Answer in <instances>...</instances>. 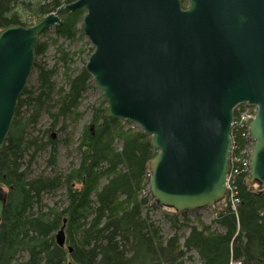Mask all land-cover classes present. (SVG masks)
Instances as JSON below:
<instances>
[{
	"label": "water",
	"instance_id": "1",
	"mask_svg": "<svg viewBox=\"0 0 264 264\" xmlns=\"http://www.w3.org/2000/svg\"><path fill=\"white\" fill-rule=\"evenodd\" d=\"M76 0L33 26L0 30V150L35 61L37 39L62 11H85L86 72L106 114L137 124L156 151L149 196L176 213L226 198L234 107L256 106L246 178L264 190V0ZM6 194L0 187V222ZM65 220L63 221V224ZM65 224L54 241L65 247ZM71 251V247L68 246ZM72 264V262H67Z\"/></svg>",
	"mask_w": 264,
	"mask_h": 264
},
{
	"label": "trees",
	"instance_id": "2",
	"mask_svg": "<svg viewBox=\"0 0 264 264\" xmlns=\"http://www.w3.org/2000/svg\"><path fill=\"white\" fill-rule=\"evenodd\" d=\"M75 1L0 0V30L13 25L33 26L61 5ZM84 14L83 10L62 11V24L54 31L65 40L82 38ZM47 29L38 36L34 49L32 70L37 74L38 86L35 91L26 86L18 96L14 120L0 150V184L9 189L0 222V264H67L68 259L72 264H184L185 257L193 262L194 254L198 264H264V190L255 191L246 183V177L237 176L234 184L238 206L233 211L225 202L217 206L214 216L213 224L221 230L198 226L187 212H173L167 219L175 232L166 237L150 218L149 208L145 211L149 194H141L149 184L148 161L156 154L150 136L107 116L103 101L91 109L93 131L85 126L80 135L79 165L62 176L26 179L22 166L29 149L40 151L51 146L49 160L55 164L56 140L50 134L38 144L28 139L25 128L49 103L56 108L50 112L53 128L60 117L79 121V104L91 85V76L85 70L87 61L74 73L69 70L71 55L58 45V61L65 67L67 84L66 88H58L56 66L36 60L46 54L49 46L39 41ZM23 106L33 108L29 120L21 117ZM116 139L122 141V148L114 146ZM103 179L106 182L101 184ZM77 183L80 188L75 186ZM63 185L67 200L63 208L30 212L35 203L41 202L44 191ZM64 220L66 249L55 243L53 235ZM184 229L188 232L182 233ZM23 252V260L15 259Z\"/></svg>",
	"mask_w": 264,
	"mask_h": 264
},
{
	"label": "rangeland",
	"instance_id": "3",
	"mask_svg": "<svg viewBox=\"0 0 264 264\" xmlns=\"http://www.w3.org/2000/svg\"><path fill=\"white\" fill-rule=\"evenodd\" d=\"M183 5H184L183 7L188 6L186 0H184ZM77 10H82V9H77ZM78 27H79V23H78ZM39 41L48 42L49 46L45 52L46 54L38 57L36 60L40 61L41 63H45L49 67L55 65L58 70L56 73L57 75L55 76V82L58 85V88L59 87L66 88L67 84L64 78L65 67H63V65L58 61L59 52H56L57 46L60 45L65 50V52H69V54L71 55V61L69 62L70 63L69 70H72L74 73H76L83 66L84 62L87 61L88 59L87 56V54L89 53L88 50L89 48L92 47L90 40H88L84 34L82 38L76 37V39L74 40H69V39L65 40L64 38L59 37L57 35V33L54 31V27H51L47 29V32H45L43 35L40 36ZM29 75L30 76L28 78L26 86L29 90L35 91L38 86L36 79L37 74L35 73L34 70H32ZM90 84H91L90 87L84 91L83 93L84 95L79 104L80 105L79 111L82 115L79 121L76 122L75 119L73 118L65 120L62 119V117H60V119L57 120L55 127L53 128L51 125L54 122V118L50 116V112H55L56 108H53L52 103L51 105L49 103V105H46L47 106L46 108H42V110L39 112L37 118L35 119V122L30 121L28 126L25 128L28 139L29 138L35 139L38 141V144H40V141H46L47 138L50 137V134H52V137L56 140V146H55L56 151H55V159H54L55 164L50 163L49 160L52 153L51 146H45L43 149H40V151H35L34 147H31L29 149V152H27L26 156L23 158V166H22L27 180H30V178L41 177V176H46V177H52L55 175L62 176V174L70 172L71 169L79 165L80 151L78 150L77 146L79 144V139L82 130L85 126H88L90 130L93 131L94 126L90 122L92 117L91 109L92 107L100 106L102 101L105 102L102 93H100L95 83H93L92 78ZM106 110H107V104H106ZM32 114H34V112L31 106H26V107L23 106L21 112V117L23 118V120H29ZM120 122L121 124L125 125L126 128H130L133 131L140 130L137 124H134L130 121L120 120ZM48 129L49 131L47 133L45 130ZM247 143H248L247 140H237V142L235 141V146H234L235 149L233 148L232 152H235V154H239L245 159V157L248 156L249 153L248 148L250 146V143L248 144ZM121 145H122V141L116 139L114 146L120 149L122 148ZM230 163L231 165H233L235 161L233 162L232 160H230ZM243 173L244 174H241L240 176L247 178L248 174L245 172ZM105 182L106 180L103 179L101 181V184H104ZM248 185L249 187H251L249 183ZM75 186L80 188L81 184L77 183ZM0 187L2 188L4 194H6V202H7L9 189L7 186L3 184H0ZM253 189L255 191L259 190L257 188V185H255ZM147 193L149 194L148 188L146 190L144 189L141 191L142 196H145ZM149 198L150 200L147 203V207L145 206V211H148L147 208H149L150 218L155 221V223L160 227V229L162 230L163 234L166 237L173 235L175 230L174 228L171 227L170 221L169 219H167V217L170 216L174 211L169 208H162V207L159 208L153 201V198H151L150 196ZM228 201H229V197L225 199V202L228 203ZM225 202L216 204L215 207H209V208L187 212L188 213L187 217L190 218L191 221L193 223H196L198 226L202 224L209 225L211 226L212 229L221 230V228L214 226L213 220L215 218L214 216L218 208L217 206L218 205L220 206ZM152 203L155 204L156 207H153ZM66 204H67L66 192H65V186L63 185L54 190L52 189L51 191H44L42 194L41 202L38 204L35 203L30 212L44 213L47 212L49 208L61 209ZM184 232H188V230L184 229L182 233ZM181 241L183 242L182 239ZM64 246L66 249L67 243ZM25 256H26V252H23L19 256L16 255L15 259L21 261L24 259ZM194 256L195 257L193 259V262L189 261L185 257L184 264H198L197 257L195 254ZM67 261H69V259Z\"/></svg>",
	"mask_w": 264,
	"mask_h": 264
},
{
	"label": "built area",
	"instance_id": "4",
	"mask_svg": "<svg viewBox=\"0 0 264 264\" xmlns=\"http://www.w3.org/2000/svg\"><path fill=\"white\" fill-rule=\"evenodd\" d=\"M255 112H256L255 107L242 104V106L236 107L235 114L232 118L233 120L231 123L230 130L232 133L231 139L233 141V144H232L231 152L235 146V141L237 142V140H247L248 143H250V146L248 148L249 153H248V156L245 157V159L239 154H235V152L231 153V156L229 159V170L227 172L228 175L226 178V184H227V194L226 195L227 197H229L228 204L233 211H235L239 203V198L237 195L238 193L237 186L236 184H234V182L237 176L244 174L243 172L247 173L249 169L248 157H249L250 149L253 145V142L249 138L248 123L253 119ZM234 138H235V141H234ZM230 160H232L233 162L235 161V163L231 165Z\"/></svg>",
	"mask_w": 264,
	"mask_h": 264
}]
</instances>
